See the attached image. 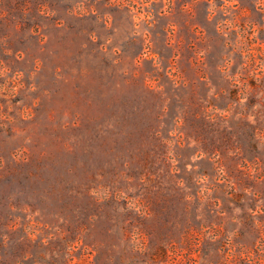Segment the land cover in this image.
<instances>
[{"label":"rangeland","instance_id":"374dc122","mask_svg":"<svg viewBox=\"0 0 264 264\" xmlns=\"http://www.w3.org/2000/svg\"><path fill=\"white\" fill-rule=\"evenodd\" d=\"M0 264H264V0H0Z\"/></svg>","mask_w":264,"mask_h":264}]
</instances>
